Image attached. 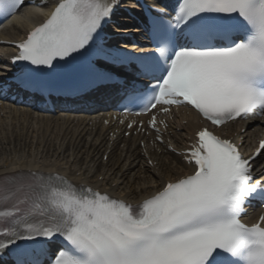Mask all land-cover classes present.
I'll return each instance as SVG.
<instances>
[{"label": "snow or ice", "instance_id": "snow-or-ice-1", "mask_svg": "<svg viewBox=\"0 0 264 264\" xmlns=\"http://www.w3.org/2000/svg\"><path fill=\"white\" fill-rule=\"evenodd\" d=\"M23 6L0 0V18ZM118 6L56 0L15 44L12 62L26 65L15 82L40 90L44 76L85 61L91 82L110 80L116 68L137 64V76L149 83L127 89L138 108L132 114L152 113L158 133L159 113L187 109L198 117L194 137L177 153L191 171L162 181L136 206L59 174L0 177V261L8 254L12 264H43L22 258L31 254L48 264H264V214L244 218L253 201L264 206V173L256 177L253 164L264 156V140L246 158L218 134L264 114V0H176L170 15L149 13L147 55L104 47L102 30ZM93 56L106 63L93 64Z\"/></svg>", "mask_w": 264, "mask_h": 264}, {"label": "bare ground", "instance_id": "bare-ground-1", "mask_svg": "<svg viewBox=\"0 0 264 264\" xmlns=\"http://www.w3.org/2000/svg\"><path fill=\"white\" fill-rule=\"evenodd\" d=\"M164 2L158 0L155 3ZM29 15L35 19L39 16L36 11L29 12ZM12 20L13 22L5 27L23 26L21 20L17 18ZM127 20L118 27H113L112 30L120 34H134V43L131 46H138L143 42L138 38L141 29L133 19ZM9 51L8 48H0V69L6 66L5 57ZM30 116L28 114V117ZM12 117L17 120L15 114ZM22 117L23 121L19 126H15L17 122H12V128L7 125L0 128V176L25 170L55 172L77 183L87 184L95 189L107 191L112 196L136 203L159 189L162 181L175 179L182 172L191 171L179 156L171 153L169 148L176 151L185 148L194 128V124L191 123L192 118L186 125L174 127L177 131L174 133L176 136L174 139L164 138V144L157 146L160 154L156 152L157 150L153 152L148 147V158L144 159L136 147L138 138L123 140L125 149L118 150L115 146L108 149L100 136L93 137L90 143H86V137L91 136L87 130L77 128L71 131L64 117L59 116L54 119L58 122L64 121L63 124L53 123L51 127L40 123L36 129L31 124H24V121L27 122L25 114ZM55 127L58 128L56 132H54ZM238 129H232L229 135L233 136ZM250 129L241 136L243 149L254 145L257 133L264 135L263 128L256 132ZM11 149L13 153L10 152ZM108 150L107 162L103 163L102 155ZM147 160L154 166H149ZM258 161L257 165H260V162L264 161V156H260ZM101 176H104L103 180L99 179ZM141 176L142 178L138 179Z\"/></svg>", "mask_w": 264, "mask_h": 264}, {"label": "rangeland", "instance_id": "rangeland-1", "mask_svg": "<svg viewBox=\"0 0 264 264\" xmlns=\"http://www.w3.org/2000/svg\"><path fill=\"white\" fill-rule=\"evenodd\" d=\"M54 132H56V130L54 129ZM11 153H13L12 149L10 150Z\"/></svg>", "mask_w": 264, "mask_h": 264}]
</instances>
